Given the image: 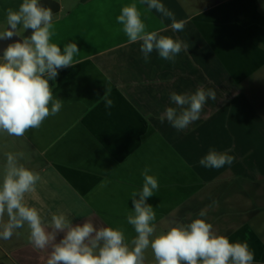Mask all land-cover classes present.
Listing matches in <instances>:
<instances>
[{
	"label": "crops",
	"instance_id": "1",
	"mask_svg": "<svg viewBox=\"0 0 264 264\" xmlns=\"http://www.w3.org/2000/svg\"><path fill=\"white\" fill-rule=\"evenodd\" d=\"M56 1L52 42L62 51L65 44L75 42L80 52L74 56V66L59 69L55 80L49 81L53 98L63 105L60 112L22 137L0 133V183L5 153L22 152L20 164L38 173L37 185L45 186L40 194L42 213L51 218L56 214L51 208L59 212L56 206L64 199L72 203L61 211L73 225L88 219L97 227L120 228L128 243L136 235L127 223L133 211L131 194L142 190V171L148 167L159 183L158 191L148 199L156 213L153 222L168 228L176 217H189L200 206L178 214L175 206L215 179L221 169L200 164L212 149L204 138L215 130L209 119L218 117L225 101L235 102L244 95L240 88L253 86L252 75L264 70V10L258 0H161L176 21H185L180 32L172 30V18L146 11L140 0ZM132 3L140 10L146 31H159L186 43L188 51L169 61L154 50L145 61L142 42L128 43L117 22L121 8ZM201 87L214 91L216 99H207L198 120L183 131L160 120L168 107H176L170 99L173 92L192 94ZM106 92L114 101L110 109L101 99ZM193 143L201 146L192 151ZM248 145L235 153L227 151L238 159L229 165L231 177L252 184V188L245 187L262 204L264 161L246 155ZM213 150L220 153L222 148L218 144ZM58 186L56 194L73 192L74 200L57 196ZM63 235L59 233L56 240ZM43 253L46 257L49 251ZM23 254L16 263L37 258ZM257 256L258 251L254 260L264 264Z\"/></svg>",
	"mask_w": 264,
	"mask_h": 264
},
{
	"label": "clouds",
	"instance_id": "2",
	"mask_svg": "<svg viewBox=\"0 0 264 264\" xmlns=\"http://www.w3.org/2000/svg\"><path fill=\"white\" fill-rule=\"evenodd\" d=\"M146 11L156 10L172 18L173 31H183L185 21H176L161 0H140ZM53 12L39 0H23L18 10L8 9L7 28L0 31V39L22 37L9 44L0 57V133L22 137L30 129L39 128L49 116L58 114L62 103L53 98L50 80H55L59 69L74 66V56L80 49L75 42L64 45L52 42L54 33ZM123 26L128 43L142 42L140 51L145 61L154 50L165 60L174 61L181 51H188V45L171 36L160 35L159 31H146V24L135 3L125 5L117 16ZM32 30L30 37L23 32ZM208 98L216 99L211 89L202 87L192 94L173 92L170 99L176 107H168L160 116L177 131L185 130L200 118ZM104 106L110 109L114 101L107 92ZM24 154L5 153L6 164L0 183V240H9L17 229L27 225L30 243L36 250H48L46 264H144V253L150 247L157 264H253L254 252L247 243L231 242L225 235H214L212 225L202 217L189 224L174 223L166 232L155 234L156 219L153 207L147 198L159 189L158 179L149 174V168L142 171V190L131 194L133 211L127 215V223L134 227L136 237L126 242L120 228L99 226L92 220L73 225L63 213L52 214L46 222L36 207L27 206L25 198L35 192L41 176L20 164ZM234 157L227 153L210 150L200 160L206 168L219 169L231 165ZM5 216L7 222H4ZM59 233H64L57 242Z\"/></svg>",
	"mask_w": 264,
	"mask_h": 264
},
{
	"label": "rangeland",
	"instance_id": "3",
	"mask_svg": "<svg viewBox=\"0 0 264 264\" xmlns=\"http://www.w3.org/2000/svg\"><path fill=\"white\" fill-rule=\"evenodd\" d=\"M22 2L23 0H0V31H4L7 28V10H18ZM258 2L260 8L264 10V0H258ZM54 14L56 15L57 13ZM0 56H3V53H0ZM252 77L254 78L253 86H243L240 88V94L243 93L244 95H240L239 98L235 99V102L225 101L218 109V117L209 119V122L215 126L214 132H216L217 135L211 132L209 137L204 138L205 141L209 142L210 146H212L211 150L219 144L222 148L220 153H227V151L235 153L240 151V147H242L243 144H249L246 147V155H251L252 158H258L264 161V70L257 71ZM254 102L257 106L253 104ZM254 109L257 110V113H254ZM211 134H214V136L210 138ZM200 146L201 144L198 145L193 143V148L190 150L193 151ZM235 159L237 158H234V160ZM256 171L258 170H251L250 172L254 173ZM231 176V167L226 164L224 168L220 169L215 179L200 186L196 192H193V194L186 198L187 200L185 199L186 201H184L183 197L180 203L175 206V214L181 213L184 210L190 211L193 206L200 207L194 210L193 213H189V217H176L170 227L174 226V223L187 225L193 219L199 218L201 212H204L205 216L202 218L212 225L214 235H225L231 242L247 243L254 253L258 251L257 259L263 260L264 202L259 204L254 198L253 193L245 187L248 186L252 188V184L242 183L239 177ZM43 188H45L43 184L36 185L35 192L28 194L25 198L27 206L36 207L40 212L41 208L39 204L40 200L42 201V196L40 194ZM59 189L60 186L55 188V194ZM52 193L54 194V191ZM56 195H61L62 198L73 200L75 198L72 196L74 195L73 192H71V195ZM30 197H32L33 201L30 200ZM44 198L50 197L45 195ZM198 198H200V201H197ZM148 199H150V197L147 198V203L149 202ZM62 202V205L59 207L56 206L59 210H63L65 208L64 205L68 206L72 203L64 199H62ZM48 204L53 203L49 201ZM184 207L185 209H183ZM51 209L53 210L52 212L56 214L64 213V211L61 210L58 212L54 208ZM51 209H47L46 211L49 212ZM81 209L83 210L84 207ZM41 214L46 222L50 221V216L47 212L43 211ZM4 222H7L6 216ZM152 223L155 225L154 235L166 232L170 228L160 227L162 223ZM29 237L30 230L27 225H25L24 228L17 229L11 239L0 240V264H18L15 261L18 262L20 260V255L23 253L25 255L28 253L33 257L37 255V258L30 260L27 264H46L50 249H34L33 245L30 243ZM134 238H128L129 245H131V241ZM57 242L59 241L57 240ZM14 247H19V249H13ZM44 251H49L46 257L45 253H43ZM144 257V264H157L150 247L145 251ZM35 261L38 263H35ZM258 262L259 261L254 260L253 264H258ZM21 264H25V262Z\"/></svg>",
	"mask_w": 264,
	"mask_h": 264
},
{
	"label": "water",
	"instance_id": "4",
	"mask_svg": "<svg viewBox=\"0 0 264 264\" xmlns=\"http://www.w3.org/2000/svg\"><path fill=\"white\" fill-rule=\"evenodd\" d=\"M39 3L44 7H50L53 14L58 10L59 3L56 0H39ZM32 34L31 29H27L23 32V37H30ZM22 37L13 36L11 39H0V53H3L4 49L11 43L21 40Z\"/></svg>",
	"mask_w": 264,
	"mask_h": 264
}]
</instances>
